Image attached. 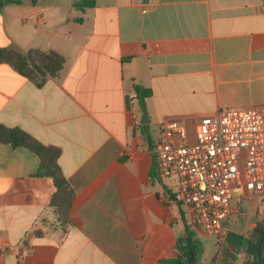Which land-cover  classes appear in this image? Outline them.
I'll use <instances>...</instances> for the list:
<instances>
[{"label": "crops", "instance_id": "obj_1", "mask_svg": "<svg viewBox=\"0 0 264 264\" xmlns=\"http://www.w3.org/2000/svg\"><path fill=\"white\" fill-rule=\"evenodd\" d=\"M12 1L0 47L54 50L64 65L37 86L0 64V125L60 150L74 200L62 229L38 157L0 142V264H159L185 225L205 235L173 200L175 180L155 177L152 146L166 120L191 131L216 111L262 106L264 0ZM254 203L245 216L260 218Z\"/></svg>", "mask_w": 264, "mask_h": 264}, {"label": "built area", "instance_id": "obj_2", "mask_svg": "<svg viewBox=\"0 0 264 264\" xmlns=\"http://www.w3.org/2000/svg\"><path fill=\"white\" fill-rule=\"evenodd\" d=\"M152 153L155 177L175 180L173 200L189 209L191 225L223 239L239 204L264 192V95L261 107L216 111L191 131L166 120Z\"/></svg>", "mask_w": 264, "mask_h": 264}, {"label": "trees", "instance_id": "obj_3", "mask_svg": "<svg viewBox=\"0 0 264 264\" xmlns=\"http://www.w3.org/2000/svg\"><path fill=\"white\" fill-rule=\"evenodd\" d=\"M96 0H79L74 3L76 10L92 8ZM12 0H0V9ZM0 64H6L14 72L41 86L48 79H56L60 76L64 65V58L54 50H41L31 48L26 52L12 48L0 47ZM137 94L142 90L135 86ZM148 91L142 92L147 95ZM0 142L10 144L13 147H24L35 154L39 159L37 177H47L53 185V193L49 206L53 209L60 228L65 229L71 224L70 210L74 200V191L69 182L63 176L58 165L60 150L53 146H47L18 128H8L0 125ZM264 235V210L262 216L255 220L252 230L247 235L229 232L220 243L219 251L211 259L209 264H236L237 256L242 245L246 244V253L250 262L255 264L257 260V246ZM264 247V242H263ZM176 255L171 259L162 260L159 264H204L199 245L194 240V233L188 225H185L182 235L176 239Z\"/></svg>", "mask_w": 264, "mask_h": 264}, {"label": "rangeland", "instance_id": "obj_4", "mask_svg": "<svg viewBox=\"0 0 264 264\" xmlns=\"http://www.w3.org/2000/svg\"><path fill=\"white\" fill-rule=\"evenodd\" d=\"M231 196L233 198L232 202H234L236 200L235 198L239 197V194L232 192ZM255 201L256 207L258 208V214H261L264 210V196L262 198L256 199ZM248 204L249 203L247 201H243L241 204H239V215L234 216L230 222L225 223L226 227L231 232H235L237 234L240 231H245L242 235H246V230L244 229L245 224H248L258 219V215L253 213H251L249 216L247 215V217L245 216L246 212L249 210ZM194 240L200 247L203 263L209 264L214 255L219 251L221 239L217 236H205L198 232H194ZM245 248L246 244L244 243L241 247L240 253L244 254ZM237 264H242V259H239Z\"/></svg>", "mask_w": 264, "mask_h": 264}, {"label": "water", "instance_id": "obj_5", "mask_svg": "<svg viewBox=\"0 0 264 264\" xmlns=\"http://www.w3.org/2000/svg\"><path fill=\"white\" fill-rule=\"evenodd\" d=\"M142 3H148L149 0H141ZM263 242H264V235L261 237L258 246H257V260L255 264H264V247H263Z\"/></svg>", "mask_w": 264, "mask_h": 264}]
</instances>
